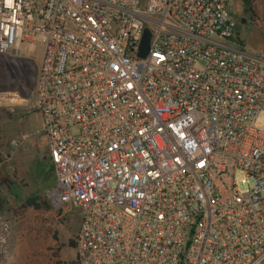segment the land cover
<instances>
[{"label":"built area","instance_id":"built-area-1","mask_svg":"<svg viewBox=\"0 0 264 264\" xmlns=\"http://www.w3.org/2000/svg\"><path fill=\"white\" fill-rule=\"evenodd\" d=\"M230 2L0 0V55L44 45L35 107L78 264H264V54Z\"/></svg>","mask_w":264,"mask_h":264},{"label":"rangeland","instance_id":"rangeland-1","mask_svg":"<svg viewBox=\"0 0 264 264\" xmlns=\"http://www.w3.org/2000/svg\"><path fill=\"white\" fill-rule=\"evenodd\" d=\"M230 6L237 40L250 53L263 55L264 0H231ZM19 50L16 56H0V62L10 69L3 84L6 89L0 87V94H18L24 100L0 108V264L77 263V252L70 242H76L80 212L57 206L52 200L55 169L35 107L44 45L35 36L31 43H22ZM257 125L264 126V111ZM235 179L239 193H246V175L237 172ZM31 197L49 202L50 208L27 207L25 202Z\"/></svg>","mask_w":264,"mask_h":264},{"label":"trees","instance_id":"trees-1","mask_svg":"<svg viewBox=\"0 0 264 264\" xmlns=\"http://www.w3.org/2000/svg\"><path fill=\"white\" fill-rule=\"evenodd\" d=\"M8 72H10L8 65L6 63L0 62V87H3V88L6 87L3 84H5L8 80V74H7ZM23 73H25V71H23ZM4 89H6V88H4ZM11 89H13V88H11ZM36 112H37V110H36ZM25 205L27 207L34 208L36 210L49 209L51 206L50 203L47 201H43V200L39 201V197L28 198L25 202ZM70 247L73 249H76V242L71 241ZM72 264H78V263L73 262Z\"/></svg>","mask_w":264,"mask_h":264},{"label":"water","instance_id":"water-1","mask_svg":"<svg viewBox=\"0 0 264 264\" xmlns=\"http://www.w3.org/2000/svg\"><path fill=\"white\" fill-rule=\"evenodd\" d=\"M150 40H151V34L148 30L145 31L140 47V57L145 58L149 51H150Z\"/></svg>","mask_w":264,"mask_h":264},{"label":"crops","instance_id":"crops-1","mask_svg":"<svg viewBox=\"0 0 264 264\" xmlns=\"http://www.w3.org/2000/svg\"><path fill=\"white\" fill-rule=\"evenodd\" d=\"M49 147V146H48ZM50 153V152H49ZM50 155V154H49ZM50 162H51V159H50ZM52 165V164H51ZM56 175V174H55Z\"/></svg>","mask_w":264,"mask_h":264}]
</instances>
